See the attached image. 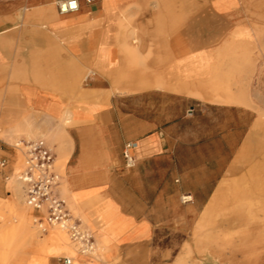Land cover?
<instances>
[{"label": "crops", "instance_id": "crops-1", "mask_svg": "<svg viewBox=\"0 0 264 264\" xmlns=\"http://www.w3.org/2000/svg\"><path fill=\"white\" fill-rule=\"evenodd\" d=\"M108 1L64 15L55 0L0 1V264H231L243 251L225 245L218 259L210 240H264V104L211 100L201 81L245 91V68L213 71L245 55L222 60L213 37L201 47L199 26H157L153 0ZM124 8L131 22L116 26ZM14 140L52 150L57 192L105 258L61 254L65 236L25 202Z\"/></svg>", "mask_w": 264, "mask_h": 264}, {"label": "rangeland", "instance_id": "rangeland-1", "mask_svg": "<svg viewBox=\"0 0 264 264\" xmlns=\"http://www.w3.org/2000/svg\"><path fill=\"white\" fill-rule=\"evenodd\" d=\"M168 1H169V6L173 10L178 9L180 5H182L187 11H191L190 14L192 15H188V13L185 14L184 21L182 22L183 23L182 26H199L200 31L198 32V37L200 40L201 47L206 46L208 44V41L213 37L217 46L218 47L221 46L222 50L226 49L228 51L229 49H233L235 50L236 54H239L240 53L239 50L241 48L240 44L242 45L241 49H246L249 60L245 64L243 63L240 64L239 62H234V64L232 63L216 64L218 65L217 67L218 70L216 72L217 75L219 74L218 72L220 71L223 74L225 69H228L229 71V65H233L234 68L231 72L228 73L224 72L227 75H231V74L238 75L241 66H242V70L243 68H245L248 74V78L246 80V85H245L246 86L245 91L244 89H239L238 80L232 78L231 80L216 78V80H221L220 82H217L215 86L216 91L220 93L227 90L234 93L235 92L239 93L240 91L242 93L246 92L244 96L248 97L250 101L260 102L264 104V83H262L264 82V0H168ZM113 7H115V3L113 1L111 2L109 0L105 4L106 10H110ZM164 10L165 9H163L162 11L163 13L165 12ZM123 16H130L132 18L131 15H128L127 9L124 8L121 10L120 15L117 16L115 20L116 26H129V23L131 22V18L129 22L124 21L123 25L118 24L117 20L119 19L120 21H122L121 19L123 18ZM146 18H148V15L142 14L140 15L139 21H141L140 23H144L143 26H150L151 24L146 23L147 21ZM171 24L172 22L167 21V26H171ZM173 26H175V24ZM239 32H246L249 34V36L245 38L239 37L238 36ZM186 33L187 35H189L187 37H191L192 35L191 31ZM225 44L226 45L233 44L234 47H230V48L228 46L225 47ZM222 52L223 51L219 52V54L223 55ZM209 80L210 79H205L201 81V83L203 85L210 86ZM230 81H232V83L228 84ZM37 137H44V136L38 135L31 138H37ZM17 142L18 141L14 140L13 144ZM19 147H20L19 150H17L18 160L14 166V173L18 172L23 166L24 148L21 145ZM56 166H58L57 163L54 165L55 170L57 171ZM9 179H7L6 182H9L10 181ZM62 190L64 193H66L64 187L62 188ZM63 192L61 194L65 196ZM32 219L33 218H31V223L34 226H36L35 225L36 223L32 222L34 219L33 220ZM61 229L62 228H60L58 225L47 226V230L48 231L52 230L54 233L55 231L60 232ZM63 232L65 233V238L67 242L65 245L63 244L62 246H65L66 248L67 246H70L74 250L75 256L78 255L85 257L86 255L79 253L77 245L71 241L66 231ZM216 240L217 242H215ZM216 240H210V243L215 246V256L217 255L218 256V257L216 256L217 258L221 257L222 259L225 257L221 254V252L224 251V246L226 245V246H230L233 252L243 251L242 254L234 253L231 256V258L228 259L231 261V264H264V240H261L263 244L253 243L255 240L253 238L232 239L231 242L230 240L225 241L224 239H216ZM206 241H207L206 239L195 240V245L207 246L208 244ZM99 245L100 244L98 243V240L97 242L95 241L96 250L94 249L93 252L88 255L97 257L96 254ZM256 246L261 247V249H263V253L256 254L255 252L257 250H260L259 248H256ZM61 254L69 256L66 253H61ZM199 259L200 256L198 254H188L185 255L184 257V264H195L199 261ZM221 264H224V262H222Z\"/></svg>", "mask_w": 264, "mask_h": 264}, {"label": "built area", "instance_id": "built-area-1", "mask_svg": "<svg viewBox=\"0 0 264 264\" xmlns=\"http://www.w3.org/2000/svg\"><path fill=\"white\" fill-rule=\"evenodd\" d=\"M96 0H55V6L59 14L77 12L82 3L92 5ZM16 146L24 148V160L22 168L16 173L23 185L25 202L40 214H44L46 220L52 225H58L67 231L81 253L90 254L95 248V240L92 234L85 230L66 208V200L57 192L60 176L54 167V154L42 140L18 141ZM135 143H127L123 148V159L126 167H132L136 163L133 155ZM6 161L0 160L4 166ZM191 200V195L181 196L182 202ZM37 221L42 224L41 218Z\"/></svg>", "mask_w": 264, "mask_h": 264}, {"label": "bare ground", "instance_id": "bare-ground-1", "mask_svg": "<svg viewBox=\"0 0 264 264\" xmlns=\"http://www.w3.org/2000/svg\"><path fill=\"white\" fill-rule=\"evenodd\" d=\"M154 1V7H156V10H155V15H154V20H155V22H156V24H157V26H164V22H165V26H167V21H169V22H172V24H171V26H173L174 24H175V26H179V24H180V22H183L184 21V17H185V14H187L188 13V15H192V14H190L191 13V11H187L185 8H184V6H182V5H180V7L178 8V9H171V7L169 6V1L168 0H153ZM151 3H153V2H151ZM150 4V3H149ZM163 9H165L164 11V13L162 12L163 11ZM153 16V15H152ZM130 16H123V18L121 19L122 21H118V24L120 25H123L124 24V21H130ZM255 34V33H254ZM236 35V34H235ZM238 36L239 37H242V38H245V37H248L249 36V34L248 33H246V32H239V34H238ZM256 36V35H255ZM258 37V36H257ZM257 43H258V41H257ZM222 60H224V58L225 57H233V56H239L240 54L241 55H245V57H243V58H245L246 59V62H248V60H249V57H248V54L247 53H244V51H241V53H239V54H236V52H235V50H233V49H229L228 51L226 50V51H223L222 52ZM252 58V57H251ZM245 62V63H246ZM226 63V62H225ZM219 64H223V63H219ZM232 64H234V63H232ZM244 64V63H243ZM256 65V64H255ZM226 66V65H225ZM253 66V65H252ZM217 67H218V65H214L213 66V71L215 72H217ZM233 65H229V71H228V69H225V72L226 73H228V72H231L232 70H233ZM242 68V67H241ZM212 69V68H211ZM244 69V68H243ZM253 70V69H252ZM247 73V72H246ZM244 77V76H243ZM241 78V77H240ZM221 80H216V79H210L209 80V83H210V87H211V90H212V94L211 95H209V96H206L207 98H209V99H211V100H220V101H228V102H240V103H249V102H251L249 99H248V97H246V96H244V95H240V94H235V93H229L228 91H226L225 92V94H218L217 92H216V84H217V82H220ZM262 83H264V82H262ZM200 95H201V93H200ZM203 95V94H202ZM262 113V115L264 116V111H262L261 112ZM23 186V185H22ZM238 194V193H237ZM235 200V199H234ZM240 202V201H239ZM241 204V203H240ZM237 206V205H236ZM240 207V206H239ZM247 209L249 208V207H246ZM251 208V207H250ZM241 215V214H240ZM256 216V215H255ZM261 219H264V217L263 218H261ZM61 228V227H60ZM235 227H233V229H234ZM242 228V227H241ZM236 229H238V230H240L238 227H236ZM61 230H63V231H66V230H64L63 228L61 229ZM60 230V232L59 231H57V233H59V234H61V235H64L65 236V233L63 232V231H61ZM235 230V229H234ZM238 230H236V231H232L228 236H237V235H239V233H238ZM242 230V229H241ZM243 231V230H242ZM240 232V231H239ZM66 233H67V231H66ZM68 234V233H67ZM241 234V233H240ZM242 235V234H241ZM69 236V235H68ZM248 236V235H247ZM246 237V236H245ZM70 238V237H69ZM197 240V239H196ZM208 240H210V238H208ZM207 242V241H206ZM215 242H217V240L215 241ZM260 242H261V240L260 239H257V240H254V242L253 243H255V244H260ZM208 243H209V241H208ZM186 244V243H185ZM202 244V243H201ZM190 246V245H189ZM78 247V246H77ZM188 247V246H187ZM186 247V248H187ZM201 247V246H200ZM206 248V247H205ZM95 249V248H94ZM96 250V249H95ZM188 250V249H187ZM208 250V249H207ZM211 250V249H210ZM78 251H79V249H78ZM191 251H192V249H191ZM103 252V248L101 247V245H99V247H98V251H97V257L98 258H105V254L104 253H102ZM183 252V251H182ZM217 252V251H216ZM66 254H68L70 257H71V259L72 260H74L75 259V254H74V250L70 247V246H68V248L66 249V252H65ZM79 253L80 254H84V255H88V254H85V253H81L80 251H79ZM92 253V252H91ZM90 253V254H91ZM252 254V253H251ZM212 255V254H211ZM253 255V254H252ZM217 256V255H216ZM192 257V256H191ZM218 257V256H217ZM214 258V257H213ZM219 258H221V257H219ZM218 258V259H219ZM192 259V258H191ZM194 260V259H193ZM192 261V260H191ZM215 261V260H214ZM230 261V260H229ZM230 263V262H229ZM174 264H184V260L182 259V258H178V260L177 261H175V263ZM201 264V263H200Z\"/></svg>", "mask_w": 264, "mask_h": 264}]
</instances>
